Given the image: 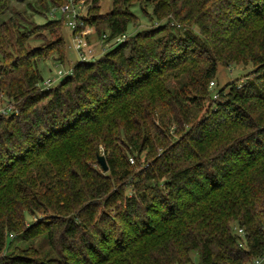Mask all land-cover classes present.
I'll use <instances>...</instances> for the list:
<instances>
[{"label": "trees", "instance_id": "trees-1", "mask_svg": "<svg viewBox=\"0 0 264 264\" xmlns=\"http://www.w3.org/2000/svg\"><path fill=\"white\" fill-rule=\"evenodd\" d=\"M14 1L0 0V16ZM78 1L30 6L45 16ZM101 1L84 0L71 35L126 34L133 4L159 23L47 86L37 63L52 51L68 61L65 14L0 21L11 104L0 112V264H187L191 250L199 264H253L264 256V0H112L107 12ZM32 29L48 33L35 47ZM232 63L252 64L246 80L210 89Z\"/></svg>", "mask_w": 264, "mask_h": 264}, {"label": "rangeland", "instance_id": "rangeland-1", "mask_svg": "<svg viewBox=\"0 0 264 264\" xmlns=\"http://www.w3.org/2000/svg\"><path fill=\"white\" fill-rule=\"evenodd\" d=\"M84 0H79L78 3H68L65 5H69V10H63V6L60 7H51L46 12L47 15L41 16L38 13H35L30 5H35V0H17L14 1L10 8L0 16V21L5 19L9 15H15L16 10L24 11L23 16L26 20H31L35 18L37 22H44L46 19H53L58 18L61 13L65 14V23H63V32H64V38L66 42V54L68 57L67 62H62L57 57L56 51H52L50 55L41 61H39L37 64L43 80H50L51 83H54L59 75V70H67L71 67V64L74 63L78 59V54L74 49V35H71L69 25L67 21L72 18L73 10L76 12L77 15H81L82 13H85L87 6L84 5ZM32 5V6H33ZM29 6V7H28ZM73 8V10H72ZM112 8V0H102L100 4V11L101 12H107ZM146 10L143 11L141 6L139 4H133L131 6V10L137 15V20L128 26V29L126 31L125 36L129 34H134L137 31H140L144 28L150 27L152 25H155L159 23L155 20V17L152 14L151 5L147 4L145 6ZM28 22V21H27ZM28 28H31V25H27ZM41 32H44V34H48L45 30L32 29V33L30 35L28 45L30 46H37L42 43V40H40L37 35ZM173 32H178L177 30H174ZM77 35H81L84 39L88 40L89 48H91L94 57L101 54L102 51H105L110 45L115 42V39H112L110 41H103L100 39L96 33L93 27H85L82 31H80ZM88 59H91V57H88ZM70 63V65H69ZM253 68L251 63L247 64H236L232 63L229 66L225 67L224 69H221L218 72V80L214 81L213 88H221L224 85L228 86L235 82L237 84L243 83L247 75L249 74V71ZM44 84V83H43ZM9 107H11L10 101L8 98L0 92V112L7 110ZM40 213H36L33 215H30L27 217L28 222L32 220L39 219ZM190 261L187 264H199L200 258L199 253L197 250H191L190 251ZM253 264H256L255 261ZM258 264H264V258L260 261Z\"/></svg>", "mask_w": 264, "mask_h": 264}, {"label": "built area", "instance_id": "built-area-1", "mask_svg": "<svg viewBox=\"0 0 264 264\" xmlns=\"http://www.w3.org/2000/svg\"><path fill=\"white\" fill-rule=\"evenodd\" d=\"M62 9L63 10H69V5L63 6ZM72 10H73V8H72ZM77 16L78 15L73 10L72 18L67 21L69 27L72 28V29L75 28L77 26V24H82V21H77ZM74 36H75L74 38H76L74 40V49H75V51L78 54V59L79 60H87L88 57H92L93 52H92L91 48H89V46H88L89 45L88 40H86L83 37H81V35L80 36L79 35H77V36L74 35ZM124 37H125V34H122L120 36L115 37L114 39H115V41H118V40L123 39ZM69 71H70L69 69L64 70V71L63 70H59V75H58L57 78H59L60 76H62L65 73H68ZM42 83H44L43 84L44 86H47V85L51 84V81L50 80H43ZM213 85H214V81H210L209 88L213 89ZM216 95H217V93L214 91L213 96L215 97ZM263 258H264V256L261 259H256L255 263L256 264L260 263V261Z\"/></svg>", "mask_w": 264, "mask_h": 264}, {"label": "water", "instance_id": "water-1", "mask_svg": "<svg viewBox=\"0 0 264 264\" xmlns=\"http://www.w3.org/2000/svg\"><path fill=\"white\" fill-rule=\"evenodd\" d=\"M97 159H98L99 163L101 164L103 170H107L108 166H107V163H106V160H105L104 154L99 153V154L97 155Z\"/></svg>", "mask_w": 264, "mask_h": 264}]
</instances>
